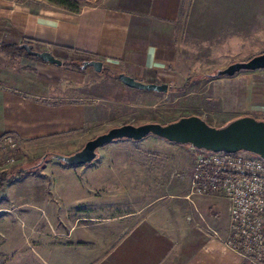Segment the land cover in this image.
I'll list each match as a JSON object with an SVG mask.
<instances>
[{
    "label": "crops",
    "instance_id": "1",
    "mask_svg": "<svg viewBox=\"0 0 264 264\" xmlns=\"http://www.w3.org/2000/svg\"><path fill=\"white\" fill-rule=\"evenodd\" d=\"M80 1V11L72 13L47 0H0L1 44L29 42L62 62L98 60L109 73L143 83L176 80L184 0ZM248 56L228 57L216 69ZM37 59L0 49V138L11 135L19 144L50 147L104 123L98 103L70 102V84L83 83L75 68ZM209 86L215 105L228 115L215 127L248 116L264 121V70L220 77ZM120 90L142 97L156 94L125 85ZM119 122H110L101 133L124 125ZM140 142L121 139L106 145L94 162L83 166L49 159L39 172L6 185L14 187L0 193V264H244L225 243L230 215L225 226L213 228L215 235L198 244V235L192 238L188 225L183 228V209L155 215L103 209V198L112 208L113 194L126 190L135 199L150 192L159 195L156 200L179 198L173 194L180 190L177 185L160 189L155 184L152 190L145 177L150 163L144 161L147 153ZM124 147L132 149L126 158L116 152L103 160L107 150Z\"/></svg>",
    "mask_w": 264,
    "mask_h": 264
},
{
    "label": "rangeland",
    "instance_id": "2",
    "mask_svg": "<svg viewBox=\"0 0 264 264\" xmlns=\"http://www.w3.org/2000/svg\"><path fill=\"white\" fill-rule=\"evenodd\" d=\"M34 48L41 52L38 47ZM178 51V76L175 81L169 83L168 93L151 94L149 97H142L130 91L123 93L120 89L124 88V84L102 73H96L92 67L74 69L79 78L83 76V83L70 84L72 89L70 102L84 101L91 105L98 103L95 107L103 110L104 123L89 127L81 136H72L64 144L55 143L53 146L45 147L41 144L20 143L16 163L18 165L38 163L41 161L40 158L48 153L72 155L74 154L72 151L81 150L88 141L104 134L101 132L108 128L110 122L117 120L124 125L139 126L147 123L165 125L181 117L202 116V119L213 124L212 126H222L228 115L219 111L214 103L209 86L210 81L214 79H203V76L215 74L220 70L216 69V66L228 57L246 54L249 56L244 61H247L255 55L264 53V0H184L178 25ZM186 85H189V88L185 92H178L177 89H182ZM113 113H119L120 118L114 119ZM138 145L144 146L142 151L147 153L144 161L150 163V167L149 171H145L149 174L145 177L152 184V190L155 184L160 189L164 188L165 184L167 189L177 185L180 190L173 194H177L175 196L179 198L156 200L159 195L150 192L143 198L135 199L126 190L113 194L112 208L106 205L108 202L103 198L104 210L117 215L138 210H142L144 215H155L165 209L173 213H179L183 209L187 221L183 228L188 225L189 236L192 238L195 234L198 235V244L207 236L215 235L213 228L226 225L230 215L227 200L221 196L188 195L194 164L189 146L171 143L153 135L145 137ZM104 147L98 152L103 151ZM126 151L132 149L126 150L125 147L109 149L103 156L107 159L103 160H110V156H114L116 152L119 157L126 158ZM53 161L62 163L56 159ZM13 187L12 185L6 187L0 193H10ZM193 247L194 245L188 248L192 250Z\"/></svg>",
    "mask_w": 264,
    "mask_h": 264
},
{
    "label": "water",
    "instance_id": "3",
    "mask_svg": "<svg viewBox=\"0 0 264 264\" xmlns=\"http://www.w3.org/2000/svg\"><path fill=\"white\" fill-rule=\"evenodd\" d=\"M1 45V42H0ZM29 56L45 63L62 66L63 62L49 51H36L33 46H21ZM92 67L96 72L103 70L102 62L86 61L82 68ZM264 70V53L253 56L247 61L235 62L218 70L219 77H233L242 71ZM120 82L126 87L156 93H168V84L143 83L126 74L119 75ZM153 135L178 145L192 146L197 149L234 154L248 152L264 159V121L253 117L236 119L221 128L210 125L199 116L183 117L169 124L147 123L143 125L126 124L110 129L108 132L88 141L85 146L72 155L55 153L54 159L70 167L83 166L94 162L102 147L116 140L129 139L141 141Z\"/></svg>",
    "mask_w": 264,
    "mask_h": 264
},
{
    "label": "built area",
    "instance_id": "4",
    "mask_svg": "<svg viewBox=\"0 0 264 264\" xmlns=\"http://www.w3.org/2000/svg\"><path fill=\"white\" fill-rule=\"evenodd\" d=\"M18 144L11 135L0 138L1 174L18 165ZM189 147L194 157L190 196L227 200L231 233L225 243L243 257L244 264H264V159L248 152Z\"/></svg>",
    "mask_w": 264,
    "mask_h": 264
},
{
    "label": "trees",
    "instance_id": "5",
    "mask_svg": "<svg viewBox=\"0 0 264 264\" xmlns=\"http://www.w3.org/2000/svg\"><path fill=\"white\" fill-rule=\"evenodd\" d=\"M50 3H53L59 7H62L72 13H78L80 11V8L83 6V2H81L80 0H47ZM27 44V45H31L33 46L32 43L29 42H24L22 43ZM34 48V47H33ZM0 49L6 51L7 53L10 54H17V55H22L24 57H28V58H35L36 57H31L27 54V52L25 51V49H22L20 45H6V44H1L0 45ZM39 60V59H37ZM63 66H68V67H73L75 69H83V63L82 62H75V61H65L63 62ZM102 73L108 77V78H113L115 80H119V74H114V73H109L108 71H106L105 69H103ZM218 71L215 74H209V75H204L203 79H216V78H220L217 75ZM189 88V85H186L184 88L182 89H177L178 92H185L187 89ZM183 118V117H181ZM179 118V119H181ZM178 119V120H179ZM175 120V121H178ZM173 121V122H175ZM171 123V122H170ZM169 124V123H167ZM188 146V145H187ZM54 155L55 153H48L43 155L40 159L41 161L38 163H26V164H20V165H16L14 167H12L10 170L2 173L0 175V191L3 190L5 188L6 185L11 184L12 182H14L15 180L24 177L25 175H29V174H33L35 172H39L41 170V168L44 167V164L47 160L49 159H54ZM68 166V165H66ZM69 167V166H68Z\"/></svg>",
    "mask_w": 264,
    "mask_h": 264
}]
</instances>
